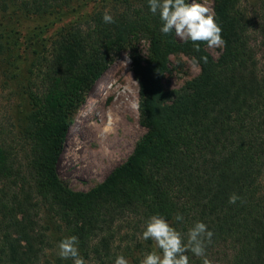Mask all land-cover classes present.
<instances>
[{"label": "trees", "instance_id": "16d2710c", "mask_svg": "<svg viewBox=\"0 0 264 264\" xmlns=\"http://www.w3.org/2000/svg\"><path fill=\"white\" fill-rule=\"evenodd\" d=\"M241 1L213 0L226 41L215 58L206 42L196 51L162 33L148 0H0V79L18 98L0 117V264H73L58 255L72 235L87 264H114L118 255L140 264L155 247L142 233L157 214L185 242L198 221L213 233L204 255L187 253L189 264H264V65L252 36L257 27L264 33V0L253 15ZM97 2L101 10H85ZM32 18L44 22L25 33L8 26ZM123 51L146 133L101 183L74 191L58 176L59 156L75 113ZM173 54L195 57L200 71L166 90ZM233 193L239 199L229 203Z\"/></svg>", "mask_w": 264, "mask_h": 264}, {"label": "rangeland", "instance_id": "374dc122", "mask_svg": "<svg viewBox=\"0 0 264 264\" xmlns=\"http://www.w3.org/2000/svg\"><path fill=\"white\" fill-rule=\"evenodd\" d=\"M191 2L192 0H189V3ZM207 2L213 9V0H207ZM241 2L250 15H253L259 7L258 0H242ZM102 6V2H97L90 4L85 10L93 13L101 10ZM106 6L107 9L115 7L110 1L106 2ZM71 21L67 19L55 25L49 31V37H54L57 30L67 27ZM43 22L38 18H32L19 23H10L8 26L16 27L21 33H25ZM252 34L255 43L258 44L259 61L261 65H264V45H262L264 33L257 27ZM177 39L184 41L179 37ZM206 49L215 58L222 50L209 49L207 46ZM138 52L142 57H147L148 43L146 41L139 43ZM126 53L130 57L129 51H123L118 55L73 117L57 162V173L59 178L74 191L86 192L101 183L114 168L127 160L146 133V128L140 124L139 118V84L132 70L131 57L130 62L125 65ZM199 71V66L193 63L192 57L173 54L170 56L169 70L162 81L164 88L176 90L187 80L196 76ZM5 80L6 77L1 76V119L5 117V114H12L14 104L18 102L16 93L5 83ZM45 220L47 221V217L43 215V221ZM122 230L127 229L122 228ZM48 253L56 252L49 250ZM210 262L225 264L224 261H217L216 258Z\"/></svg>", "mask_w": 264, "mask_h": 264}, {"label": "clouds", "instance_id": "9594fccd", "mask_svg": "<svg viewBox=\"0 0 264 264\" xmlns=\"http://www.w3.org/2000/svg\"><path fill=\"white\" fill-rule=\"evenodd\" d=\"M150 11L153 14L159 12L163 26L161 32L169 34L175 32L176 36L182 40H190L195 45V50L199 51V43L206 42L209 49H222L226 41L222 38V28L216 22L215 12L208 5L207 0H148ZM105 23H113L114 17L109 10H105L103 15ZM125 65L130 62V57L125 54ZM207 63V57H201ZM193 63H199L194 57ZM239 199L233 193L229 197V203H235ZM175 220H182L183 216L177 214ZM213 233L207 229L203 222H196L187 232V241L184 236L162 215H153L146 224L142 233V238L154 241L155 247L148 252L140 264H189L188 252L196 256H202L205 252V242H211ZM79 240L75 235L63 238L58 243V255L62 259L73 260V264H87L86 260L79 253ZM160 249L158 253L156 249ZM162 253V254H161ZM114 264H129V260L123 255H118ZM204 264H209L207 259Z\"/></svg>", "mask_w": 264, "mask_h": 264}]
</instances>
